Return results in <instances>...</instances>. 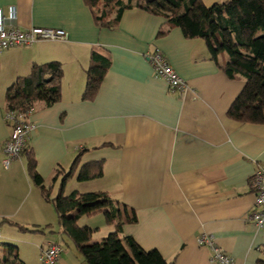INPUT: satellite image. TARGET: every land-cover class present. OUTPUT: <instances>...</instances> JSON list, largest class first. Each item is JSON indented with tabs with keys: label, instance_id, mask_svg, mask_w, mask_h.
<instances>
[{
	"label": "crops",
	"instance_id": "obj_1",
	"mask_svg": "<svg viewBox=\"0 0 264 264\" xmlns=\"http://www.w3.org/2000/svg\"><path fill=\"white\" fill-rule=\"evenodd\" d=\"M223 1L202 0L208 8ZM12 9L16 29L63 31L68 41L0 54V226L31 233L57 227L54 207L29 176L28 160H35L55 199L79 159L64 196L81 168L101 164L102 178L87 184L90 194H107L122 214L111 225L105 221L110 235L122 225L120 239L133 238L167 263L212 264L198 245L202 236L212 237L236 264L264 262V228L246 221L256 202L252 178L264 166V126L227 116L244 82L229 80L209 60L204 42L176 29L159 38L166 22L140 10L126 12L116 30L108 31L96 27L84 0H0V14L7 17ZM155 51L187 84L184 95L154 78L148 56ZM94 54L110 68L98 95L85 102ZM54 63L64 74L62 99L52 107H33L28 121L37 130L30 154L5 170L3 145L11 134L4 121L7 91L34 67ZM90 229L101 230L91 222ZM41 235L42 241H60L46 240L64 250L57 264H83L66 239Z\"/></svg>",
	"mask_w": 264,
	"mask_h": 264
},
{
	"label": "trees",
	"instance_id": "obj_2",
	"mask_svg": "<svg viewBox=\"0 0 264 264\" xmlns=\"http://www.w3.org/2000/svg\"><path fill=\"white\" fill-rule=\"evenodd\" d=\"M84 4L101 30H116L126 12L140 10L166 22V29L159 33V38L176 29L190 41L204 42L209 60L229 80L245 84L231 106L228 118L242 125L264 126V0H224L210 8L202 0H84ZM109 68L107 60L100 59L97 54L92 56L83 96L85 102L93 101L98 95ZM63 75L62 67L57 63L34 67L28 78L19 80L7 91L6 114L26 116L36 104L42 103L46 107L58 104L62 99ZM29 144L22 156H29ZM79 164L78 159L64 175L61 191L52 199L37 173L35 160H28V173L33 184L40 189L44 200L52 204L57 216V227L49 226L32 233L66 239L83 264H174L147 253L131 237L120 239L122 225H118L116 233L106 240L93 243L97 231L80 228L79 220L103 213L107 224L111 225L122 214L107 194L74 193L64 197L65 184L74 177ZM78 175L79 183L101 179L102 165L84 166ZM130 222L136 224L137 220L132 217ZM0 264L23 263L10 250L0 254Z\"/></svg>",
	"mask_w": 264,
	"mask_h": 264
},
{
	"label": "built area",
	"instance_id": "obj_3",
	"mask_svg": "<svg viewBox=\"0 0 264 264\" xmlns=\"http://www.w3.org/2000/svg\"><path fill=\"white\" fill-rule=\"evenodd\" d=\"M17 19L15 10H10L7 17L0 14V54L19 49H30L39 42H67L68 36L63 31L34 29L23 31L16 29L13 24ZM148 62L154 78L164 82L170 92L184 95L188 86L170 66L167 58L155 51L148 56ZM18 114H5V123L10 128L9 139L3 145V167L9 170L11 166L22 157L25 147L30 143L31 136L36 132L37 126L28 119L31 116ZM256 192L254 209L246 217L249 224L258 229L264 228V166L260 167L252 178ZM198 245L206 249L211 255L212 264H236V262L220 248L212 237L202 236ZM63 255L61 246L46 242L40 254V264H57Z\"/></svg>",
	"mask_w": 264,
	"mask_h": 264
},
{
	"label": "rangeland",
	"instance_id": "obj_4",
	"mask_svg": "<svg viewBox=\"0 0 264 264\" xmlns=\"http://www.w3.org/2000/svg\"><path fill=\"white\" fill-rule=\"evenodd\" d=\"M3 72V70H0V74H2ZM77 180L78 178L69 183L68 187L66 188L64 196L65 198L73 195L74 193H78L81 195L91 193L90 191L92 190H90V188L92 187V185H90V183H78ZM105 221L106 219L104 215H99L92 218L85 217L79 220L78 226L80 228L90 229L91 222L92 227H99L101 230L99 231V233H97L98 235H96V237L94 238V242L100 243L110 236L108 231L109 229L105 225ZM2 226H0V254L12 250L23 264H35L36 261L38 262V259L40 257V251L38 249L43 245L44 241H54L60 244V241H58L56 238L46 237L42 241L38 239H42L43 237L39 233L32 234L31 232L23 231L19 228L13 229L9 224ZM10 247L14 248L15 250L11 249Z\"/></svg>",
	"mask_w": 264,
	"mask_h": 264
}]
</instances>
